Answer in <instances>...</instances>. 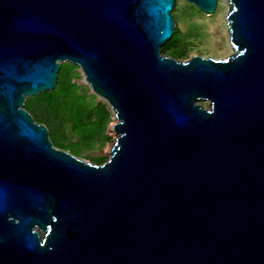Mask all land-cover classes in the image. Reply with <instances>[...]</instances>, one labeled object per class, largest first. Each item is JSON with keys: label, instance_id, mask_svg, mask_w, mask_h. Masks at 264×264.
Returning <instances> with one entry per match:
<instances>
[{"label": "water", "instance_id": "95a60500", "mask_svg": "<svg viewBox=\"0 0 264 264\" xmlns=\"http://www.w3.org/2000/svg\"><path fill=\"white\" fill-rule=\"evenodd\" d=\"M176 3L0 0V264H264V0L222 60L162 53ZM63 63L116 118L101 165L25 109Z\"/></svg>", "mask_w": 264, "mask_h": 264}, {"label": "rangeland", "instance_id": "374dc122", "mask_svg": "<svg viewBox=\"0 0 264 264\" xmlns=\"http://www.w3.org/2000/svg\"><path fill=\"white\" fill-rule=\"evenodd\" d=\"M226 2L227 0H218L214 14L209 16L199 11L187 0H177L172 12L175 21L174 37L177 40L172 45L164 46L162 53L183 61L193 56L222 60L233 54V48L229 43V31L225 22V17L229 11ZM171 50H177L179 54L171 55ZM59 83H62L63 88L68 92L65 101L70 106L75 103L74 96L76 95L83 102L80 105V110L85 109L81 116L83 131L87 135L85 138L74 130V122L66 117L67 115L65 116L58 111L54 114L47 113L44 115L36 109L28 110L26 104L25 109L31 113L37 123L40 122L48 128L50 138L57 148L94 164L105 163L111 156V149L118 137L113 132V125L116 123L113 110L91 91L81 69L74 64L63 63L61 65L57 87ZM73 84L74 87L71 89ZM50 92L28 98L27 101L35 98L40 99V96ZM40 104L42 105L44 102ZM201 104L204 108L209 106L207 101L201 102ZM40 107L42 108V106Z\"/></svg>", "mask_w": 264, "mask_h": 264}, {"label": "trees", "instance_id": "16d2710c", "mask_svg": "<svg viewBox=\"0 0 264 264\" xmlns=\"http://www.w3.org/2000/svg\"><path fill=\"white\" fill-rule=\"evenodd\" d=\"M176 40L177 38L174 37L165 46L172 45ZM170 52L171 55H175V56L179 54L177 50H171ZM73 87L74 84L71 87V89H73ZM67 93L68 92L63 88L62 83H59L55 91L43 94L42 96H40L41 97L40 99L35 98L28 100L26 103V108L28 110L36 109L37 111H40L44 115L47 113L54 114L57 111L60 112L61 114H64L65 116L67 115L66 117H69L74 122L73 125L74 130L82 134L81 136L85 138L87 135L86 132L83 131L84 130L83 124H81V116L84 114L85 109L83 111L80 110L81 107L80 105H82L83 102L81 101V98L76 95L74 96L75 103L72 104L73 106H70V104H68L65 101L67 99ZM71 94L73 95V93ZM41 100L44 102V104L42 105L40 104L43 103L40 102ZM40 106H42V108Z\"/></svg>", "mask_w": 264, "mask_h": 264}, {"label": "bare ground", "instance_id": "6f19581e", "mask_svg": "<svg viewBox=\"0 0 264 264\" xmlns=\"http://www.w3.org/2000/svg\"><path fill=\"white\" fill-rule=\"evenodd\" d=\"M226 5H227V7L229 6V5H228V0H227V2H226ZM228 12H229V11H228ZM225 22H226V25H227V19H226V17H225ZM227 28H228V27H227ZM228 31H229V30H228ZM229 35H230V33H229ZM229 43H230V41H229ZM232 48H233V47H232ZM110 149H111V148H110ZM110 149H109V150H110Z\"/></svg>", "mask_w": 264, "mask_h": 264}]
</instances>
